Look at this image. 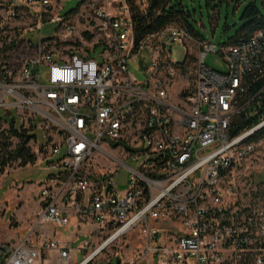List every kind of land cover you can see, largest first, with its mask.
<instances>
[{
  "label": "built area",
  "instance_id": "2783aa9c",
  "mask_svg": "<svg viewBox=\"0 0 264 264\" xmlns=\"http://www.w3.org/2000/svg\"><path fill=\"white\" fill-rule=\"evenodd\" d=\"M70 1L0 0V115L42 131L38 159L49 172L30 234L0 244V264H46L52 252L70 264L69 242L36 245L33 233L73 218L106 235L98 250L136 233L142 248L116 264H264V207L232 182L264 147V118L230 134L264 99V29L219 51L180 26L137 42L125 0H78L65 11ZM187 44L197 57L173 61L169 48ZM210 53L225 74L207 68ZM110 145L141 166L111 156ZM120 168L130 174L123 191L113 183Z\"/></svg>",
  "mask_w": 264,
  "mask_h": 264
},
{
  "label": "rangeland",
  "instance_id": "374dc122",
  "mask_svg": "<svg viewBox=\"0 0 264 264\" xmlns=\"http://www.w3.org/2000/svg\"><path fill=\"white\" fill-rule=\"evenodd\" d=\"M139 1L142 4L145 2V0ZM180 1L184 9L191 14L190 24L194 33L198 35V40L211 43L216 47V51H219L221 46L233 39L244 26L246 21L242 19V15L248 4L255 2L259 11L264 14L260 0ZM78 2V0L70 1L65 11L75 7ZM50 30L51 28L45 27L44 35H49ZM169 50L172 52L173 61L177 63L183 62L187 56L195 59L198 54V49L194 44H187L186 47L173 45ZM204 63L207 68L217 73L225 74L227 72V65L218 54H208ZM129 69L132 74H136L134 65H131ZM20 122L19 119H15L13 123L15 128L23 127L30 130L35 136V140L30 143L29 147L37 156V162L26 168H18L14 164L6 168L4 172H0V244L2 242L10 243L15 238L23 237L28 233L31 215L35 210L33 205L34 195L39 190V184L44 181L49 173L38 159L39 146L45 142L42 131L25 125L20 126ZM10 125L7 122L2 126L7 129ZM105 149L107 153L123 161L131 169H138L143 162V159L137 161L125 159L113 145L107 146ZM97 160L104 167H113L112 163L101 154L98 155ZM129 177V172L122 168L115 174L113 183L118 191L126 189ZM232 182H234L235 189H238L245 201H251L255 206L264 207V147L250 160L244 162L240 169L233 172ZM82 230L83 233L78 235L77 242L71 244L72 248H76L84 242H90L89 237L85 236L90 231V227H85ZM103 242L104 240H100L98 247L91 251L89 256L95 251H98V253L86 264H113L116 259L117 262H122L126 257L142 248V240L137 238L135 232L98 250ZM82 259L83 255L79 254L76 263H79ZM53 262L52 264H54ZM152 264H156V262L154 261Z\"/></svg>",
  "mask_w": 264,
  "mask_h": 264
},
{
  "label": "trees",
  "instance_id": "16d2710c",
  "mask_svg": "<svg viewBox=\"0 0 264 264\" xmlns=\"http://www.w3.org/2000/svg\"><path fill=\"white\" fill-rule=\"evenodd\" d=\"M125 2L129 6L137 42L170 26L183 27L198 40V35L194 33L190 24L191 14L184 9L180 0H145L144 8L139 0H125ZM260 3L264 10V0H260ZM242 19L246 21L244 26L227 44H236L256 31L264 29V14L259 11L255 2L246 6ZM190 60L194 59L190 58ZM262 118H264V99L256 107L253 117L240 115L233 120L230 129L231 137L256 125ZM7 122L11 125L4 129L2 125ZM13 123L14 121H9L5 116L0 115V172H4L6 168L14 164L18 168H26L37 162V156L29 147L30 143L35 140V136L23 127L15 128Z\"/></svg>",
  "mask_w": 264,
  "mask_h": 264
},
{
  "label": "crops",
  "instance_id": "0c3cea01",
  "mask_svg": "<svg viewBox=\"0 0 264 264\" xmlns=\"http://www.w3.org/2000/svg\"><path fill=\"white\" fill-rule=\"evenodd\" d=\"M33 201H34L33 205H34V208L36 210L37 202L34 199H33ZM33 214H34V212L31 215V221H30V224H29L30 229H29L28 233L25 236L17 237V238H15V240H12V242H10V243L9 242H2L1 244H12V245L13 244H17L21 240H23L25 237H27L30 234L31 229H32ZM85 227H90V231L87 232L86 235H85L86 237H89V239H90L89 248L83 249V245L86 242L78 245L76 248H72L76 252H75V256L73 258V261L71 263L80 264V263L83 262V260L87 256H89V254L91 253V251L95 247H98V245L100 243V240L103 239V236H106L104 234H99L98 233L99 229H98V227L95 224H92L90 222L79 223V221H77L76 219L73 218L71 220V223H70L69 227H67L65 229L56 228V227H53V226H50V225L43 226V227H40L39 229H37L36 231H34V233H33V242L36 245H40V243L42 241L52 240V239L58 238V239L67 241L70 244L76 243L78 235L83 233L82 229H84ZM64 235H66V236H64ZM79 254L83 255V259L79 263H76ZM44 257L46 259V264H52L53 261H55V262H53L54 264H60L59 261L56 258V253L55 252L50 253L49 256L45 254Z\"/></svg>",
  "mask_w": 264,
  "mask_h": 264
},
{
  "label": "bare ground",
  "instance_id": "6f19581e",
  "mask_svg": "<svg viewBox=\"0 0 264 264\" xmlns=\"http://www.w3.org/2000/svg\"><path fill=\"white\" fill-rule=\"evenodd\" d=\"M98 253V251H95L93 254L96 255Z\"/></svg>",
  "mask_w": 264,
  "mask_h": 264
},
{
  "label": "water",
  "instance_id": "95a60500",
  "mask_svg": "<svg viewBox=\"0 0 264 264\" xmlns=\"http://www.w3.org/2000/svg\"><path fill=\"white\" fill-rule=\"evenodd\" d=\"M94 256H95V255H94ZM94 256H93V257H94ZM85 264H86V263H85Z\"/></svg>",
  "mask_w": 264,
  "mask_h": 264
}]
</instances>
